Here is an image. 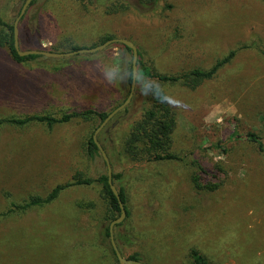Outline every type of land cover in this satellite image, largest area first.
<instances>
[{"label": "rangeland", "instance_id": "obj_1", "mask_svg": "<svg viewBox=\"0 0 264 264\" xmlns=\"http://www.w3.org/2000/svg\"><path fill=\"white\" fill-rule=\"evenodd\" d=\"M122 1L130 7L106 13L95 0H35L18 22L19 48L67 51L123 37L136 44L143 61L176 73L208 68L253 35L264 42V0ZM22 3L0 0L2 19L13 22ZM131 58L119 42L24 63L0 47V118L84 108L108 113L125 97ZM219 73L194 90L163 86L176 115L172 148L181 155L192 150L190 157L200 158L209 172L204 180L221 182L215 191L195 190L193 167L183 162L120 161L115 142L142 105L137 83L128 112H116L96 133L112 173L122 174L113 183L127 190L130 222L143 236L139 244L122 246L124 256L138 250L147 264H190L186 247L194 241L217 264H264V153L229 138L234 129L264 135V60L245 49ZM98 124L72 119L49 128L42 122L0 125V264H115L109 249L106 258L74 245L100 244L105 203L97 184L73 185L42 207L9 211L11 202L44 196L77 170L91 177L106 173L101 154L90 158L85 151ZM219 140L224 153L215 147ZM76 201L92 205L78 208Z\"/></svg>", "mask_w": 264, "mask_h": 264}, {"label": "trees", "instance_id": "obj_2", "mask_svg": "<svg viewBox=\"0 0 264 264\" xmlns=\"http://www.w3.org/2000/svg\"><path fill=\"white\" fill-rule=\"evenodd\" d=\"M34 1L35 0H32L29 5L33 4ZM95 1V4L102 6L106 13H114L130 7L129 3H126L122 0ZM148 1L150 0H138V3L141 6H145ZM12 23L13 22H7L3 20L0 15V47L7 50V55L9 58H11L14 62L24 63L35 60L37 57L41 56L37 54L23 56L17 54L13 46ZM108 38H112V36L104 37L100 43ZM123 47L131 52V50L125 45H123ZM76 48L78 47L71 46V50ZM245 49L255 50L262 60H264V42L258 35H253L249 40L245 42H238L235 46L229 48L222 57L216 58L208 68L196 66L176 73H164L157 70L152 66V64L143 61L141 51L138 49L136 65L137 74L139 77L135 79V83H137V92L142 96V105L136 118L127 123L128 129L126 133H124L121 137H118L115 142L114 152H116L117 156L119 155L120 161L122 162V159H127L128 162H132L134 165L138 163L145 164L147 162L162 161H176L178 163L183 162L185 165L193 167L190 181L192 187L195 190L215 191L218 189L221 185L220 181L214 182L210 180H204V176L209 174V172L204 168L200 158L197 159L195 157H190L192 154H194L192 150H188V152L182 155L176 153L173 150L172 146L176 128V115L163 86L179 85L187 89L194 90L202 83L216 78L217 75L220 74L219 72L223 70L226 65H229L233 61L234 57L239 53V51ZM119 62H121L119 59H115V61H113V63L116 64H119ZM127 69L128 76L126 80L128 86L125 92V97L120 102H118L116 106L123 102L129 93L132 76L131 61L127 62ZM123 112H128L127 106L123 108ZM106 115L107 112L96 110L94 108L72 109L70 111L60 112L57 115L49 113H32L23 116L12 115L1 117L0 125L7 123L23 126L30 122H42L46 125V127L49 128L55 123L68 122L72 119H80L87 122L97 121L100 123ZM229 138L243 139L246 142L254 144L257 152L264 153V135L261 132L249 130L244 133H239L237 129H234L229 135ZM102 146L105 148L103 143ZM215 147L220 149V151L223 153L227 151V148L223 144V140L217 141ZM85 151L90 158L100 155L98 148L92 139V135H89L85 142ZM121 176L122 174L120 172L112 173V181H120ZM94 184L99 186L101 197L105 203L104 216L101 220L104 222V225H99V230L101 231L100 244L102 245H100L97 241L90 244V246L89 244L80 246L77 243L74 245L79 248L92 249L93 252L98 251L103 257L106 258L108 257L107 249H109L114 263L119 264L110 245L108 231L109 222L116 218L119 214V206L115 195L109 187L106 173L99 174L97 177H91L85 175L83 171L77 170L74 172L70 180L54 185L44 196L31 195L20 203L11 202L10 204L12 208L9 211H22L33 206L42 207L54 201L63 189L73 185L91 186ZM117 189L126 211V217L122 222L114 226V239L120 252L122 255H124L122 252V246H125L126 244L130 246L133 245V243L134 245L139 244L141 239H143V236L135 231L130 222V215L132 213L133 207L129 203V195L127 190L123 185H118ZM74 204L78 208H87L92 205V203L86 204L80 201H76ZM157 215L160 214L158 213ZM120 225L124 226L123 231L116 230V228ZM127 225H129V227H127ZM118 242H121L122 244L119 245ZM186 256L190 264H217V262L213 260V257L209 255L203 248H201L197 242L194 241L188 242V246L186 247ZM126 257L138 259L142 261L143 264H147L142 260L138 250H134Z\"/></svg>", "mask_w": 264, "mask_h": 264}, {"label": "water", "instance_id": "obj_3", "mask_svg": "<svg viewBox=\"0 0 264 264\" xmlns=\"http://www.w3.org/2000/svg\"><path fill=\"white\" fill-rule=\"evenodd\" d=\"M31 1L32 0H24L23 1V3L21 5L17 15L15 16L13 23H12L13 24V46H14V49L16 50L18 55L23 56V55H29V54H37V55H43V56H47V57H67V56L82 54V53H92V52L101 50L104 47H106L109 44L114 43V42H119L131 50V53H132V58H131L132 76H131V84H130L129 93L127 94L125 100L123 102H121L119 105H117L116 107H114L110 112H108L107 115L105 116V118H103V120L98 124V126L95 128V130L92 134V139H93L94 143L96 144L98 151L104 160V163L106 165L107 181H108V184H109L111 191L113 192V194L115 195V197L117 199L118 206H119L118 216L116 218H114L113 220H111L108 224L110 245L113 249V252H114L116 259H117L119 264H143L142 261H140L138 259L128 258V257L122 255V253L120 252V250H119V248L115 242L114 226L116 224H119L120 222H122L124 220V218L126 217V211H125L124 205L121 201V198L119 196L118 189L112 181V171H111L109 158H108L107 154L105 153L103 147L101 146V144L99 143V141L96 138V133L104 126V124L116 112L123 109L131 98L133 88H134V84H135V79H136V72H137L136 61L138 58V48L133 41H131L127 38L112 37V38H108L105 41H103L102 43H99V44L94 45V46L84 47V48H76V49L67 50V51H53V50H45V49H23L22 50L19 48V43H18V22H19L20 18L22 17L23 13L25 12L27 6L30 4Z\"/></svg>", "mask_w": 264, "mask_h": 264}]
</instances>
